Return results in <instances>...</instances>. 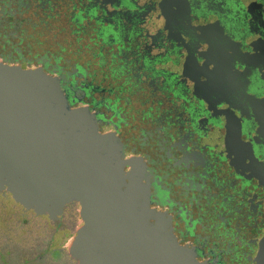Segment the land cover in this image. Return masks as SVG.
<instances>
[{
  "label": "flooded vegetation",
  "instance_id": "1",
  "mask_svg": "<svg viewBox=\"0 0 264 264\" xmlns=\"http://www.w3.org/2000/svg\"><path fill=\"white\" fill-rule=\"evenodd\" d=\"M150 19L143 51L131 35ZM0 61L58 78L72 109L144 159L151 207L199 261L264 264V0H0ZM204 100L212 140L190 112ZM81 211L52 221L0 193V264H73ZM39 218L31 245L4 237L13 221L32 237Z\"/></svg>",
  "mask_w": 264,
  "mask_h": 264
},
{
  "label": "water",
  "instance_id": "2",
  "mask_svg": "<svg viewBox=\"0 0 264 264\" xmlns=\"http://www.w3.org/2000/svg\"><path fill=\"white\" fill-rule=\"evenodd\" d=\"M154 28L150 19L132 31L137 47H148ZM170 57L159 59L163 69L174 62ZM188 78L196 94L200 78ZM203 102L205 108L192 103L190 112L194 124L207 120L212 140L213 108ZM0 193L52 221L80 204V225L67 247L73 264H207L180 245L165 214L151 207L142 157L127 156L117 134L101 132L89 106L72 109L58 78L1 61Z\"/></svg>",
  "mask_w": 264,
  "mask_h": 264
},
{
  "label": "rangeland",
  "instance_id": "3",
  "mask_svg": "<svg viewBox=\"0 0 264 264\" xmlns=\"http://www.w3.org/2000/svg\"><path fill=\"white\" fill-rule=\"evenodd\" d=\"M119 106L122 107V104L120 103ZM44 220L42 218H39V219H36L35 221H33L32 223V226H30V228L33 229V232H32V237L31 236H28L27 234H24L20 231V229L16 228L15 225V222H10L9 225H10V230H12V233L11 234H7V236H4V237H9L11 238L12 240H15V241H20V247H23L25 244H28V245H31V242L33 240L36 239V237L39 235V233L37 232L38 231V227L40 226L42 229H43V224ZM11 226H14V227H11ZM6 231L7 229L4 228ZM4 229H0V232H2ZM5 232V231H3ZM43 236V235H42ZM4 238H0V240H3Z\"/></svg>",
  "mask_w": 264,
  "mask_h": 264
}]
</instances>
